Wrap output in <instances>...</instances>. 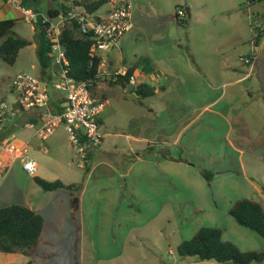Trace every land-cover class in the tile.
<instances>
[{"label":"rangeland","instance_id":"obj_1","mask_svg":"<svg viewBox=\"0 0 264 264\" xmlns=\"http://www.w3.org/2000/svg\"><path fill=\"white\" fill-rule=\"evenodd\" d=\"M60 1L70 0H40L43 15ZM176 1L186 13L183 28L188 29L191 14L195 17L207 14V22L217 25L219 20L213 22L211 17L224 16L225 26L230 29L218 37L229 41L218 54L224 52L233 63H239L240 55L244 57L243 62L249 59L246 56L249 48L240 47L239 41L241 37H250L247 17L264 15V0L250 7L248 0ZM131 2L132 21L133 14L139 16L144 10L148 13L145 16L148 26L158 22L154 13L160 7L165 10L168 4V0ZM235 15L244 18L242 35L232 31ZM35 21L36 17L29 20L22 14L14 34L32 41ZM237 35L239 38H235ZM36 50V44L22 49L14 65L0 60V102L6 103L9 110L17 105L12 90L14 78L23 73L39 78ZM257 66L264 75V41ZM97 86L96 94L109 99V105L100 115L106 118L104 133L117 135L105 138L98 153L91 156L88 167L87 164L80 166L63 125L45 140L31 139L34 138L31 131H16L18 141H34L27 148L30 158L38 164L35 176H30L22 162L6 149L0 150V160L8 166L6 172L0 173V208L27 207L44 220L37 253L28 261L35 264H217L178 254L180 244L205 227L220 229L223 240L243 252L264 251V239L241 227L230 216L231 208L240 199L255 201L264 208V99L255 100L244 112L247 119L244 126L233 125L228 119L229 124L218 125L220 118L206 112L198 123L200 127L192 123L180 132L186 118L195 117L192 111L170 120L165 104L158 99L145 102L153 109L149 113L130 101L122 103L121 91L109 86L107 80H101ZM55 93L63 96L60 91ZM239 108L243 109L241 105ZM214 120L216 123L210 130ZM179 132L181 138L177 136ZM193 134H197V145L182 149ZM245 135L251 145L241 149L245 154H237L230 143L238 146L245 143ZM142 138L146 140L140 142ZM216 154L219 163L213 162ZM137 155L145 161L131 164ZM166 157L171 161L163 162ZM180 159L183 162H176ZM157 160L164 164L158 165ZM230 169L231 172H224ZM205 171L213 174L209 181L202 175ZM35 178L61 181L71 188L44 191L35 183ZM25 261L21 257L9 264Z\"/></svg>","mask_w":264,"mask_h":264},{"label":"crops","instance_id":"obj_2","mask_svg":"<svg viewBox=\"0 0 264 264\" xmlns=\"http://www.w3.org/2000/svg\"><path fill=\"white\" fill-rule=\"evenodd\" d=\"M258 2L262 3L263 0H248V6L250 7ZM83 3L84 2L80 4L79 8L81 11H86ZM64 4L69 7L72 5L71 0ZM77 5H79V3L75 0V6L77 7ZM206 8H208V6ZM106 9L107 5L99 11H104ZM141 12L142 14L139 16L133 14L132 29L115 44L112 50L98 53V56L102 59L100 67L101 80L105 79L108 83L115 75L124 76L130 70H133V76L131 78H134L136 82V85H134V92L138 100H134L127 93V86L133 85L131 80L130 84L126 87L110 85L109 83L108 85L118 88L121 91L120 100L122 103H128L130 101L134 103L136 107L146 109L149 113H153V109L147 107L145 102L147 100L158 99L159 102L165 104L164 108L166 112L171 115L170 120L173 119V116L179 117V115H184V112L192 111L195 117H187L185 124L180 125V132H183L191 126L192 123H201V118L206 112L207 114L220 118L218 123H216L215 120L213 123H210V130L213 129L214 123L222 125L223 122H226V124H229L228 121L236 126L240 124L244 126L245 121H247L244 112L249 110L250 105L255 100L262 101L264 99V75H262V72L257 66L258 55L261 53L264 35L263 38L259 40L258 44H256L254 40L255 30L264 27V15L258 14L255 17L252 16V18L251 16L247 17L248 26L246 27L249 29L250 37L246 39L241 37L239 41L240 47L249 48L250 50L249 54L246 56L252 61L246 64L243 62L242 59L244 57L241 55L239 56V63H233L227 58L224 52L222 55L218 54L221 48L226 45V41H229H222V39L218 37L220 33H224L226 30L230 29L225 26L222 19L224 16L222 15L211 17L213 22L219 20L217 25L207 22V14L205 16L198 14L196 17L191 14L190 24L187 22V29V27L183 28L184 25H186L184 23L186 13H184L176 0H168L165 10L160 7V10L154 13V17L158 21L155 25H145V16L148 13L144 10H141ZM22 14L23 12L14 5L0 0V21L18 20ZM233 21H235L231 27L235 29H232L233 33L239 31L242 35L244 18L242 19L235 15ZM251 34H253V36H251ZM148 36H151L150 41L148 40ZM235 38H239V35ZM191 42L194 43L192 48ZM254 81L257 84L253 85ZM97 83L99 82L97 81ZM140 84H147L153 88L154 95L149 98L141 99L136 93V87ZM96 87L98 88V86ZM92 93L104 101V108L109 105V99L106 98V95H97L95 90ZM52 95H54L55 98H63V96H59L58 93H55V90L52 91ZM183 99L185 101H183ZM239 105H241L243 109H240ZM0 108L1 110H5V118H8L10 112L15 113L14 116L11 115V120L16 117L18 110L21 109L16 105L9 110L6 103L1 104ZM24 112L31 113V116L32 114L39 116V114L34 113L35 110ZM100 115L101 131L104 133L103 127L106 118H100ZM228 116H230V118ZM35 119L37 123L34 122V124H42V118L38 117ZM26 124L27 122L17 125L16 131H26ZM197 126L200 127V124ZM16 131L6 140H11V143L18 147L31 144L34 142L31 141V139H36L31 138L26 142L18 141ZM241 131L244 133V129L241 128ZM180 132L177 135L178 138H181L179 137ZM238 134L240 135L242 133ZM116 135L115 133H104L102 144L92 150L86 167H88L89 162H91V156L93 158V156L98 153L99 148L103 146L105 138L108 136L114 137ZM193 135L194 136L185 141L182 149L197 145V134ZM135 139L140 140L136 137ZM210 139L214 140L212 137ZM144 140L146 139L142 138L140 142ZM249 140L248 136L245 135V143L239 144V146L230 143V148H234L237 154H245L241 149H243L244 146L251 145ZM219 155L222 158L221 152H219ZM166 158H164L163 162L166 163L171 161L168 157ZM140 161H145V159L137 155V159L132 161L131 164H136ZM219 161L216 154L213 158V162L219 163ZM163 162L157 160L158 165L164 164ZM176 162H183V160L180 159ZM231 170L232 169L225 170L224 172H231ZM237 175L240 174L238 173ZM211 178H213V176ZM21 257L24 256L20 254L0 253V264H9ZM24 258L26 261L21 264H27L29 262L27 257ZM3 259H6V261H3Z\"/></svg>","mask_w":264,"mask_h":264},{"label":"trees","instance_id":"obj_3","mask_svg":"<svg viewBox=\"0 0 264 264\" xmlns=\"http://www.w3.org/2000/svg\"><path fill=\"white\" fill-rule=\"evenodd\" d=\"M83 2L87 13L93 14L107 5L109 0H83ZM21 6L31 10L36 17L34 38L29 41L14 34L13 29L17 20L0 21V60L9 65H14L22 49L36 44L40 66L39 79L48 85H52L54 82L52 73L54 57L52 43L47 37V27L49 20L66 16L71 8L62 2H55V5L49 7L43 15L40 9V0H22ZM255 31L254 40L258 44L259 40L263 38L264 27ZM61 44L68 61L66 70L69 77L77 82L87 83L89 89L94 92L97 81L102 79L100 76L102 59L100 56L91 57L92 39L80 35L75 21H68L62 30ZM132 76L133 70H130L124 76L115 75L108 83L126 87L130 84ZM136 93L141 99H145L152 97L154 90L147 84H140L136 87ZM51 97V112L61 113L63 101L58 97L55 98L52 91ZM34 113L39 114V116L33 114L31 116V113L20 109L13 120H11V115L8 118H1L0 142L11 136L20 123H37L35 118H42L44 114L42 110H35ZM202 175L207 181L213 176L208 171L203 172ZM35 183L44 191L71 188V186H66L61 181L49 182L41 178H35ZM230 216L241 227L258 234L264 239V208L261 204L249 199H240L231 208ZM43 230V218L32 209L18 205L0 208V253L20 254L27 258L35 256ZM178 254L181 257H195L202 262H216L217 264L264 263V251L243 252L234 244L223 240V232L220 229L210 227L200 229L190 240L180 244ZM27 264L35 263L29 261Z\"/></svg>","mask_w":264,"mask_h":264},{"label":"built area","instance_id":"obj_4","mask_svg":"<svg viewBox=\"0 0 264 264\" xmlns=\"http://www.w3.org/2000/svg\"><path fill=\"white\" fill-rule=\"evenodd\" d=\"M6 3L17 7L23 15L31 20L34 16L31 10L21 6L22 0H4ZM79 3L75 6V0H71V10L66 16L49 20L47 37L52 43L54 57L52 69L54 82L48 85L29 74H19L12 82V90L16 94V104L24 111L42 110V124L27 123L25 128L33 132V137L38 140H45L52 137L57 128L65 127L69 142L75 151L80 166L87 164L89 155L93 149L100 146L104 135L101 131L99 115L104 108V101L96 97L89 89V85L77 82L69 77L66 67L68 61L61 44V34L68 21H75L78 31L82 36H88L93 41L91 57L98 56L100 52H107L113 49L115 44L127 34L133 27L132 23V2L131 0H109L107 9L95 14H89L80 10L83 0H76ZM246 64L251 63L250 59L244 60ZM131 83L136 85L134 78ZM62 92V112L55 114L51 112V91ZM6 114L0 110V120ZM14 116V112H10ZM6 149L24 165L25 171L30 176L38 172V164L29 156L27 145L18 147L11 143V140L0 142V150ZM8 166L0 160V173L7 171ZM1 175V174H0Z\"/></svg>","mask_w":264,"mask_h":264},{"label":"water","instance_id":"obj_5","mask_svg":"<svg viewBox=\"0 0 264 264\" xmlns=\"http://www.w3.org/2000/svg\"><path fill=\"white\" fill-rule=\"evenodd\" d=\"M98 82H100V80H98ZM127 89H128L127 93L131 96V98H133L134 100H138V98H137V96L135 95V92H134L135 86L134 85H129V86H127ZM140 104H141V102H140Z\"/></svg>","mask_w":264,"mask_h":264}]
</instances>
